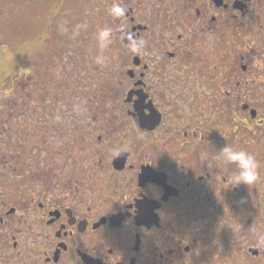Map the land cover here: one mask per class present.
Returning a JSON list of instances; mask_svg holds the SVG:
<instances>
[{
	"label": "flooded vegetation",
	"instance_id": "obj_1",
	"mask_svg": "<svg viewBox=\"0 0 264 264\" xmlns=\"http://www.w3.org/2000/svg\"><path fill=\"white\" fill-rule=\"evenodd\" d=\"M86 1L0 53V264H264V0Z\"/></svg>",
	"mask_w": 264,
	"mask_h": 264
},
{
	"label": "rangeland",
	"instance_id": "obj_2",
	"mask_svg": "<svg viewBox=\"0 0 264 264\" xmlns=\"http://www.w3.org/2000/svg\"><path fill=\"white\" fill-rule=\"evenodd\" d=\"M65 5L69 9L67 21ZM73 12H78V19ZM87 17L90 23L86 21ZM94 19L93 9L86 0H0V53L12 52L15 46L21 44L19 41H26L32 32L37 34L38 29L45 32V36H51L54 44H60L65 36L74 40L77 35L84 39L88 35L91 44L84 50L92 51L96 49L97 42ZM103 31L98 28V36L102 42L105 33L108 35ZM11 62L12 59L5 55L0 68L5 70Z\"/></svg>",
	"mask_w": 264,
	"mask_h": 264
},
{
	"label": "trees",
	"instance_id": "obj_3",
	"mask_svg": "<svg viewBox=\"0 0 264 264\" xmlns=\"http://www.w3.org/2000/svg\"><path fill=\"white\" fill-rule=\"evenodd\" d=\"M54 47V46H53ZM53 49V48H52ZM2 74V71H1V69H0V75Z\"/></svg>",
	"mask_w": 264,
	"mask_h": 264
}]
</instances>
